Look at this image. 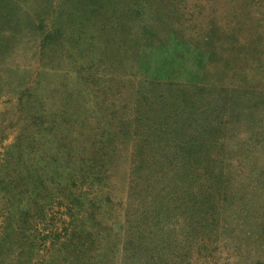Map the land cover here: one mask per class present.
Instances as JSON below:
<instances>
[{
  "label": "rangeland",
  "instance_id": "obj_1",
  "mask_svg": "<svg viewBox=\"0 0 264 264\" xmlns=\"http://www.w3.org/2000/svg\"><path fill=\"white\" fill-rule=\"evenodd\" d=\"M0 264H264V0H0Z\"/></svg>",
  "mask_w": 264,
  "mask_h": 264
}]
</instances>
